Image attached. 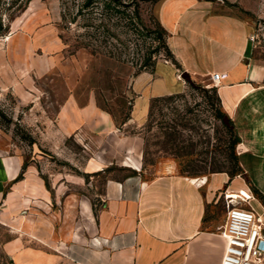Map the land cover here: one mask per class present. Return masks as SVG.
<instances>
[{
	"label": "rangeland",
	"instance_id": "rangeland-1",
	"mask_svg": "<svg viewBox=\"0 0 264 264\" xmlns=\"http://www.w3.org/2000/svg\"><path fill=\"white\" fill-rule=\"evenodd\" d=\"M104 1L84 7L85 0H31L12 19L15 10L0 0V148L21 155L24 171L32 169L30 184L15 182L13 195L0 203V264H16L8 243L23 224L31 232L34 217L46 235L62 226L66 205L60 197L72 195V205L77 198L87 199L97 211L106 180L123 178L134 167L146 178L159 173L165 161L196 177L237 168L230 149L233 136L218 116L211 81H197L201 86L194 87L180 74L184 90L152 97L145 121L128 122L136 96L132 82L144 71L138 70L144 57L152 51L156 63L173 62L157 37L161 0H123L108 10ZM225 1L249 16L255 55L264 57V0ZM70 93L81 102L95 94L116 128L108 132L89 121L75 131L65 130L58 110ZM243 171L237 174L245 178ZM24 177L22 173L16 181ZM38 182L51 196L49 206L38 204L42 210L31 206L42 193L33 190ZM250 187L264 205L262 193ZM232 196L238 201L246 197L239 192ZM252 204L262 211L258 201ZM26 242L33 244L27 234ZM41 244L53 250L49 236Z\"/></svg>",
	"mask_w": 264,
	"mask_h": 264
},
{
	"label": "crops",
	"instance_id": "crops-1",
	"mask_svg": "<svg viewBox=\"0 0 264 264\" xmlns=\"http://www.w3.org/2000/svg\"><path fill=\"white\" fill-rule=\"evenodd\" d=\"M158 19L180 66L158 62L154 70L135 77L128 122L145 121L152 97L184 90L186 83H178L180 74L207 83L220 72L215 86L221 107L240 136L236 151L245 178L226 171L190 176L173 161L163 162L161 171L149 178L134 167L123 178L106 180L97 211L84 198L72 205L69 195L60 197L66 205L60 228H50L46 235L35 217L31 232L24 224L18 228L8 243L16 264H221L227 245L219 230L227 215L226 193L243 194L254 208L256 200L264 211L250 187L253 184L264 196V57L254 52L253 23L225 0H161ZM143 84L145 94L139 88ZM58 117L67 131L89 121L104 125L108 132L116 128L113 115L98 105L95 94L84 102L75 93L68 94ZM30 170L24 171L21 155L0 148V203L13 195L15 182L30 184ZM22 173L25 177L16 181ZM35 186L33 190L42 193L31 206L42 210L38 204L49 206L51 196L42 183ZM46 236L54 244L50 252L41 244Z\"/></svg>",
	"mask_w": 264,
	"mask_h": 264
},
{
	"label": "built area",
	"instance_id": "built-area-1",
	"mask_svg": "<svg viewBox=\"0 0 264 264\" xmlns=\"http://www.w3.org/2000/svg\"><path fill=\"white\" fill-rule=\"evenodd\" d=\"M221 76L220 72L213 73L211 85L218 83ZM225 204L226 220L219 230L227 245L221 264H264V211L254 208L250 199L244 203L228 193Z\"/></svg>",
	"mask_w": 264,
	"mask_h": 264
},
{
	"label": "trees",
	"instance_id": "trees-1",
	"mask_svg": "<svg viewBox=\"0 0 264 264\" xmlns=\"http://www.w3.org/2000/svg\"><path fill=\"white\" fill-rule=\"evenodd\" d=\"M30 1L31 0H7L6 9L7 10H15V12L12 15V19L15 18L14 16L16 15L17 12L25 10ZM91 2H92V0H85L83 6L87 7L91 4ZM122 3H123V0H105L103 7H104V9H107V10L108 9H114V7L111 6L112 4L115 6H120ZM117 11L124 12V10H120V9H118ZM136 16L138 18H140V14H139V11L137 9H136ZM156 25H157V37L160 41V46L165 50L166 55L168 57H170L172 59V61L177 66H180L176 57H175V54L173 53V51L169 47L168 40H167V38H168L167 29L163 26V24L160 22L159 19L156 20ZM0 27H2L1 22H0ZM8 30H9V24H4V31H8ZM158 49L159 48L156 47V49H154L153 51H156ZM151 53H152V51L148 52L147 55L144 57V61L138 69L139 71H141V70H154L155 65H156V61L152 60V54ZM191 83H192V86H194V87H200L201 86L199 83H195L192 81H191ZM211 88L214 90L216 99L220 105V107L218 109V116L223 121V124L225 125L227 130L230 131L231 135L233 136V139H232L231 145H230V149H231V155H232L233 159H236L237 168H235L231 171H228V172H229L230 176H234L235 174L239 173L240 171H243V168L239 163L238 154L236 151V144L240 141V136L238 135V132L234 126L233 121L231 120V118L226 114V112L221 107V101H220V97L218 95L217 87L215 85H212ZM159 97H161V96H155L154 100L158 99ZM225 118H228V121H225ZM255 191L259 192L258 189H255Z\"/></svg>",
	"mask_w": 264,
	"mask_h": 264
},
{
	"label": "water",
	"instance_id": "water-1",
	"mask_svg": "<svg viewBox=\"0 0 264 264\" xmlns=\"http://www.w3.org/2000/svg\"><path fill=\"white\" fill-rule=\"evenodd\" d=\"M182 76L185 77L186 79H190L188 73H183ZM225 121H228V118H225Z\"/></svg>",
	"mask_w": 264,
	"mask_h": 264
},
{
	"label": "bare ground",
	"instance_id": "bare-ground-1",
	"mask_svg": "<svg viewBox=\"0 0 264 264\" xmlns=\"http://www.w3.org/2000/svg\"><path fill=\"white\" fill-rule=\"evenodd\" d=\"M240 194H241V193H240ZM242 195H243V194H242ZM230 197H233V196H230ZM237 198H239V197H237ZM240 201H246V197L241 198Z\"/></svg>",
	"mask_w": 264,
	"mask_h": 264
}]
</instances>
